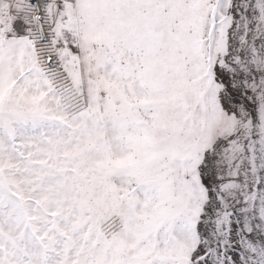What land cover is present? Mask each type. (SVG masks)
Masks as SVG:
<instances>
[{
    "label": "snow or ice",
    "instance_id": "snow-or-ice-1",
    "mask_svg": "<svg viewBox=\"0 0 264 264\" xmlns=\"http://www.w3.org/2000/svg\"><path fill=\"white\" fill-rule=\"evenodd\" d=\"M0 264H264V0H0Z\"/></svg>",
    "mask_w": 264,
    "mask_h": 264
}]
</instances>
